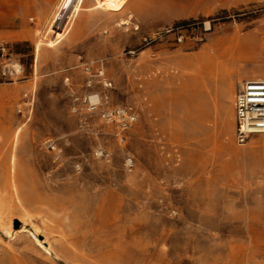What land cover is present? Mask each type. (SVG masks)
Segmentation results:
<instances>
[{
	"label": "rangeland",
	"instance_id": "obj_1",
	"mask_svg": "<svg viewBox=\"0 0 264 264\" xmlns=\"http://www.w3.org/2000/svg\"><path fill=\"white\" fill-rule=\"evenodd\" d=\"M126 11L84 9L68 32L51 15L0 51V264H264V133L235 137L237 82L264 78V0ZM117 105L138 113L126 131L101 116Z\"/></svg>",
	"mask_w": 264,
	"mask_h": 264
},
{
	"label": "crops",
	"instance_id": "obj_2",
	"mask_svg": "<svg viewBox=\"0 0 264 264\" xmlns=\"http://www.w3.org/2000/svg\"><path fill=\"white\" fill-rule=\"evenodd\" d=\"M100 1L101 0H0V42L7 44L9 41L20 42L32 40L35 37L37 29L43 26L51 15L59 16V18L62 17L61 21L66 19L64 32L70 31V18L78 16L84 9H87L91 12V15L94 16L96 14L105 15L107 18H117L118 20L120 17L128 18L131 16L126 11L128 0H106L110 2L115 1V3L119 1L126 3L124 5V11L121 10L115 15L101 9H93L96 3ZM88 2L89 6H86ZM45 40H47V37L43 35L40 42L48 45V41ZM261 143L263 145L260 147L259 151L264 161V136L261 138ZM257 151L258 149L254 147L253 154L255 163H257ZM254 174L264 175V171H254ZM261 198L264 199V195ZM262 207L264 208V203ZM259 223L264 225V211L260 212ZM262 232H264V227L260 228V233ZM256 238L262 239L264 235H259V237L257 236Z\"/></svg>",
	"mask_w": 264,
	"mask_h": 264
},
{
	"label": "built area",
	"instance_id": "obj_3",
	"mask_svg": "<svg viewBox=\"0 0 264 264\" xmlns=\"http://www.w3.org/2000/svg\"><path fill=\"white\" fill-rule=\"evenodd\" d=\"M6 49L7 45L0 42V51H5ZM95 64V61L84 62L86 73L91 77L99 76L103 78L104 69L98 68L97 72H94ZM22 69L23 66L21 64H15L13 73L19 74ZM4 73H7L6 70ZM90 82H92L91 79ZM104 84L108 85V83ZM78 100H81V98L75 97V101ZM83 101L89 103L88 109L96 110L104 103H109V97L108 95L104 97L97 93L90 96L85 95ZM74 109L77 110L78 107L75 106ZM99 110L102 118L106 122L115 123L120 131L130 129L138 120V113L133 107L117 105L106 106ZM235 117V137L238 144L245 145L249 142L252 135L264 133V79H243L237 82ZM47 144L49 148L55 147L52 140L47 141Z\"/></svg>",
	"mask_w": 264,
	"mask_h": 264
},
{
	"label": "bare ground",
	"instance_id": "obj_4",
	"mask_svg": "<svg viewBox=\"0 0 264 264\" xmlns=\"http://www.w3.org/2000/svg\"><path fill=\"white\" fill-rule=\"evenodd\" d=\"M130 23H131V21L129 19H124V20L122 19V20H120L119 25H129ZM14 188H15V185H14ZM2 217L0 216V226H2L3 228L12 229V225L11 224H12L13 221L9 223L8 221L4 220ZM19 219L24 220L22 218H19ZM37 230H40V229H37ZM48 246L50 248V242H48Z\"/></svg>",
	"mask_w": 264,
	"mask_h": 264
}]
</instances>
